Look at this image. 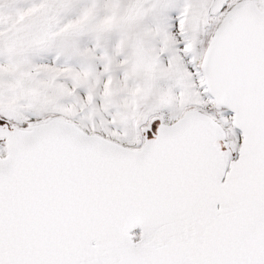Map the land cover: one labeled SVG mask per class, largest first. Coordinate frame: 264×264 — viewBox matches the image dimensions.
Listing matches in <instances>:
<instances>
[{"label": "snow or ice", "instance_id": "obj_1", "mask_svg": "<svg viewBox=\"0 0 264 264\" xmlns=\"http://www.w3.org/2000/svg\"><path fill=\"white\" fill-rule=\"evenodd\" d=\"M0 264H264V0H0Z\"/></svg>", "mask_w": 264, "mask_h": 264}]
</instances>
